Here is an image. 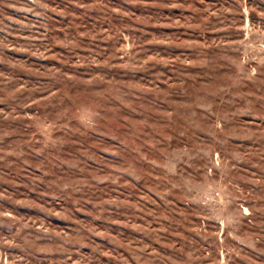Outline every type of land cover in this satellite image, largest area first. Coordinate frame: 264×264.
<instances>
[{
  "label": "rangeland",
  "instance_id": "rangeland-1",
  "mask_svg": "<svg viewBox=\"0 0 264 264\" xmlns=\"http://www.w3.org/2000/svg\"><path fill=\"white\" fill-rule=\"evenodd\" d=\"M0 264H264V0H0Z\"/></svg>",
  "mask_w": 264,
  "mask_h": 264
}]
</instances>
